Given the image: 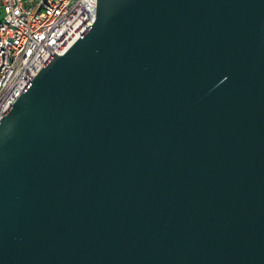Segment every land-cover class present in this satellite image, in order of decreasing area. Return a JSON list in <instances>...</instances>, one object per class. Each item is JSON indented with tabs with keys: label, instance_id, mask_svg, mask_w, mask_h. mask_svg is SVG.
I'll return each instance as SVG.
<instances>
[{
	"label": "water",
	"instance_id": "95a60500",
	"mask_svg": "<svg viewBox=\"0 0 264 264\" xmlns=\"http://www.w3.org/2000/svg\"><path fill=\"white\" fill-rule=\"evenodd\" d=\"M0 264H264V0H97L0 120Z\"/></svg>",
	"mask_w": 264,
	"mask_h": 264
},
{
	"label": "built area",
	"instance_id": "2783aa9c",
	"mask_svg": "<svg viewBox=\"0 0 264 264\" xmlns=\"http://www.w3.org/2000/svg\"><path fill=\"white\" fill-rule=\"evenodd\" d=\"M0 120L53 54L94 24L97 0H0Z\"/></svg>",
	"mask_w": 264,
	"mask_h": 264
},
{
	"label": "rangeland",
	"instance_id": "374dc122",
	"mask_svg": "<svg viewBox=\"0 0 264 264\" xmlns=\"http://www.w3.org/2000/svg\"><path fill=\"white\" fill-rule=\"evenodd\" d=\"M2 17L1 11H0V18Z\"/></svg>",
	"mask_w": 264,
	"mask_h": 264
}]
</instances>
